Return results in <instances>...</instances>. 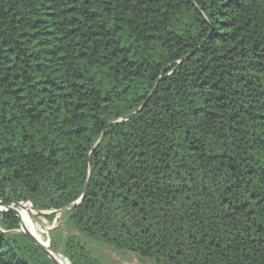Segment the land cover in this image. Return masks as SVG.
<instances>
[{"label":"trees","instance_id":"1","mask_svg":"<svg viewBox=\"0 0 264 264\" xmlns=\"http://www.w3.org/2000/svg\"><path fill=\"white\" fill-rule=\"evenodd\" d=\"M86 189L61 264H264V0H0V202ZM20 223L0 264H54Z\"/></svg>","mask_w":264,"mask_h":264},{"label":"rangeland","instance_id":"2","mask_svg":"<svg viewBox=\"0 0 264 264\" xmlns=\"http://www.w3.org/2000/svg\"><path fill=\"white\" fill-rule=\"evenodd\" d=\"M27 219L29 222L34 223V224L38 222L42 227L45 228L44 236L46 240L48 241V245L50 244V239H49L50 231L55 228L63 227V220H62L61 213H58L56 215L55 220L53 222H50L46 218V216H40L39 214L32 212L30 208L27 212ZM16 233L22 234L21 226H19V230ZM90 247L96 248L93 244H90ZM98 249L103 253L104 255L103 257L107 261L108 264H152L149 260L140 259L135 254H131V253L118 254L117 252L110 250L109 248H105V247H99ZM58 254H60V256L62 255V253H58ZM56 256H59V255H56Z\"/></svg>","mask_w":264,"mask_h":264},{"label":"bare ground","instance_id":"3","mask_svg":"<svg viewBox=\"0 0 264 264\" xmlns=\"http://www.w3.org/2000/svg\"><path fill=\"white\" fill-rule=\"evenodd\" d=\"M31 207L28 204H23L21 206H13L12 210H15L19 213L21 218V231L25 234H27L29 237L34 239L37 243L44 247H48V241L46 240L44 236L45 228L42 227L38 222L37 223H31L27 219V212ZM41 216V215H40ZM28 232V233H26ZM97 248V247H96ZM58 264H61V256H55ZM138 261V260H137ZM139 262V261H138Z\"/></svg>","mask_w":264,"mask_h":264},{"label":"water","instance_id":"4","mask_svg":"<svg viewBox=\"0 0 264 264\" xmlns=\"http://www.w3.org/2000/svg\"><path fill=\"white\" fill-rule=\"evenodd\" d=\"M138 112H139V111H138ZM135 115H136V113L133 114V115L130 116V117H133V116H135ZM116 123H118V122H116ZM103 137H104V136H103ZM103 137L99 140L98 144L102 141ZM98 144H97V146H98ZM86 192H87V189L85 190L83 197H82L77 203H75L74 205H72V206H70V207H68V208H66V209H64V210H62V211H59V212H57V211H52V212H40V211H36V210L34 209V207H33L30 203H26V204H29V205H30V207H31V211H32V212L37 213V214H39V215H41V216H47V215H50V214H56V215H57L58 213L63 214L65 211H67V210L73 208L74 206L78 205V204L83 200V198L85 197ZM23 204H24V203H18V204H16V205L6 206V205H4L2 202H0V212H1V213H12V214H14L15 216H17V217L21 220L19 213L16 212L15 210L10 209V208H12L13 206H21V205H23ZM22 234H24L26 237H28V238H29L32 242H34V243H35V244H36V245H37V246H38V247H39V248H40L45 254H47V255L51 258V260L53 261L54 264H58V262H57L55 256H56V255H59V254H58V253H55V252L52 251V249H51V247H50V244H49L48 247H44V246L40 245L39 243H37L34 239H32L31 237H29L27 234H25V233H23V232H22ZM65 259H66V258H65ZM66 260H67V259H66ZM67 261L70 263L69 260H67ZM70 264H71V263H70Z\"/></svg>","mask_w":264,"mask_h":264}]
</instances>
